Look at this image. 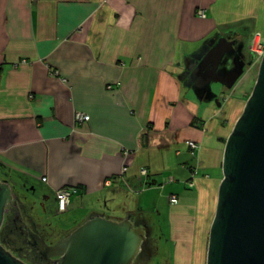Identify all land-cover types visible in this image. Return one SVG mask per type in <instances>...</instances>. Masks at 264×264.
Here are the masks:
<instances>
[{"label": "crops", "instance_id": "obj_1", "mask_svg": "<svg viewBox=\"0 0 264 264\" xmlns=\"http://www.w3.org/2000/svg\"><path fill=\"white\" fill-rule=\"evenodd\" d=\"M249 1L0 0L3 181L12 187L17 174L40 182L46 200L63 187L78 188L83 198L125 187L126 194L149 192L158 204H170L177 255L193 252L190 236L197 230L205 246L226 140L241 112L231 115L252 91L258 59L246 62L241 81L243 75L234 86L223 85L217 108L202 111L196 97L209 100L211 85H197L194 74L193 85L185 88L184 81L189 64L196 67L226 29L251 33L246 19L264 21V0ZM77 113L90 118L78 121ZM182 183L193 190L190 196L179 194ZM184 219L194 221L193 229L184 230Z\"/></svg>", "mask_w": 264, "mask_h": 264}, {"label": "water", "instance_id": "obj_2", "mask_svg": "<svg viewBox=\"0 0 264 264\" xmlns=\"http://www.w3.org/2000/svg\"><path fill=\"white\" fill-rule=\"evenodd\" d=\"M233 50L234 42L221 38L206 52L196 68L201 71L198 84L234 86L245 63L238 70L219 71L224 55ZM222 167L206 264H264V53L252 91L226 140ZM12 192L0 179V230ZM146 229L133 225L131 219L116 221L95 215L58 244L42 242L40 251L50 262L58 256L53 264H133ZM0 264L27 263L0 243Z\"/></svg>", "mask_w": 264, "mask_h": 264}, {"label": "rangeland", "instance_id": "obj_3", "mask_svg": "<svg viewBox=\"0 0 264 264\" xmlns=\"http://www.w3.org/2000/svg\"><path fill=\"white\" fill-rule=\"evenodd\" d=\"M235 1H236V3L242 4V0H235ZM255 2H256V4H259V2L257 0H255ZM248 4H250V1L246 0V5H248ZM229 5L232 6V3L230 1H229ZM246 21L249 22L248 24H250V26H252V29L254 30V32H253L252 37H251L250 32L248 31V30H250V28H248L247 31L246 30L241 31V34L243 32L242 35H243V44H244L242 47V52L245 54L246 57L249 56L250 53H252L253 55H255V58L258 59L259 57L256 55L254 49H255V44H257V42L259 43L264 38V21L261 19H258V24L256 23L255 18H252V19L248 18V19H246ZM230 28H232V27H229L225 31L233 30ZM220 32H222V31H220ZM253 39H255V41L253 43H251L253 41ZM247 46H249L250 49H248ZM247 49L250 51V53L248 52ZM200 54H202V53H200ZM259 59L261 60V58H259ZM234 62L235 61H234V58L232 56V53L225 54L224 58L221 61L220 66H219V71L221 73H226L228 70L235 67ZM256 63L258 64V63H260V61L258 62V60H257ZM190 66L191 65H189V67ZM256 66H257L256 68L254 67L252 69L253 79L257 76L259 64ZM245 74H246V72H245ZM245 74L242 76V78L239 81H241L243 79ZM184 83H185V88H186L188 84L193 85L194 80L188 78L187 80L184 81ZM243 83H246V82L243 81ZM197 85H199V84H197ZM209 85H211L213 87V90L208 92V94H209L208 99L209 100L204 101V99L199 98V96H196L198 101L201 103L200 105L202 106V111H204L206 105H212L214 108L219 107V105H221V103L223 102V99L225 96L226 90H225L223 84H221V82H211ZM194 90L206 92V90H208V89L195 87ZM223 90H225V91H223ZM188 96L194 97L191 94H189ZM243 109H244V106H243ZM243 109H242V111H243ZM242 111H241V107H240V109L236 108V111L231 116H234L237 112L242 113ZM235 116H237V115H235ZM238 117H239V115L237 116V118ZM237 118H236V120H237ZM192 141L196 145H199L198 142H196L195 140H192ZM0 179H1V181H3V180L8 181L7 177L4 176L3 172H0ZM17 179H18V181H17ZM191 184L193 185V181ZM11 185H12V189H13V192H12L13 198L18 196L19 198L22 199L23 203L25 205H27L24 209L27 210V208H29L30 205H32V203H34V201L37 202L36 208H34L30 214L32 215V217L35 219V221L38 223L39 226L45 225V221L48 220V221H51L50 223H52V224H50V227L52 228V230H54V231L58 230L60 232L66 230L67 231L66 233L69 235L71 233L70 232L71 230H75L80 225H82V223H84V220L88 217V215L92 214L93 212L100 213V215L105 214L107 216L113 217V218H115L113 220H116V221H123L124 219H131V217L137 216V217H141L138 220L143 221V219H146L144 221L146 222L147 226L150 228V232H151V240H152L153 245L150 246L151 250L149 249V252L151 251L153 256L151 257V259L148 262L144 261V263L146 262L145 264H206L208 240H209V230L206 233H204L205 246L201 247V241L203 240V238H202V240L199 238L198 230L194 231L195 233L190 232V233H193L190 236V242H192L191 239H192V237H194V243H193L194 250H193V252L191 253V251H190V253H191L190 254V253H187L185 250V253L182 257L180 255H177L178 254V245H179L178 243H179L180 239L176 238L175 240H173L171 237V233H170L171 227H170V218H169V214H170L169 206H170V204L168 201L163 202V200L161 203L158 204L159 201H158V198L156 197L155 194L152 195L149 192L144 193L142 191L136 192L133 190L130 191V193L127 192L128 194H126L125 191H128V189H127V187H125L126 190H122V191H119L117 189L109 190V191L105 190V191H101V193H99V194H94L92 196L86 195L83 198L82 196H77V195H79V194H77L78 188H75L76 191L73 192V195L71 197V201L74 200L72 203V208H70L69 210H67L65 212H60V213L58 212L55 214V212L58 210V202H57V199H56L54 193L49 191L50 198L47 199V202L45 201L47 211L44 212L43 210H41L42 214H40L39 211L36 212V210H38V207L40 208V205L38 202H39L40 196L43 199H45L44 197L47 194L46 190H48V189H46L43 186V184H41L40 182L27 181L24 178H20L17 174H15L13 179L11 180ZM187 187H188L187 185H183V183H182V191L179 192V194L180 193H181V195L187 194L188 196H190V193H192L193 190L188 189ZM184 188L186 189L187 193L184 192ZM167 193L168 192L165 191V194H166L165 197L168 196ZM171 197H173V196H171ZM10 202L11 201H9V203L7 205V209L9 207ZM28 202H30V203H28ZM170 202L172 205L178 204V202L177 203H174V202L172 203V201H170ZM128 205L132 206L135 209H133L132 212L129 211L127 208ZM49 209H51L52 212L49 211ZM46 214H48V215L55 214V216L53 217V219H50L48 217L46 220H42L44 215L46 216ZM137 217H136V219H137ZM5 218L10 219L11 216L10 215L7 217L5 216ZM184 222H185L184 230L185 229H189V230L193 229L192 228V227H194V224H193L194 221L193 220L184 219ZM40 223H42V225H40ZM27 224H26V226H27ZM135 226H136V224H135ZM2 231H3V229L0 230V234L2 233ZM185 235H188V233L186 232ZM176 236H177V234H176ZM61 238L62 237H60V239ZM60 239H59V241H60ZM63 239H64V237H63ZM0 243H1V241H0ZM195 243H198V245L196 246ZM202 243H203V241H202ZM141 253L142 252H140L136 257L137 258L140 257ZM144 256H145V254H144ZM134 260H136V259H134ZM133 264H134V262H133Z\"/></svg>", "mask_w": 264, "mask_h": 264}, {"label": "flooded vegetation", "instance_id": "obj_4", "mask_svg": "<svg viewBox=\"0 0 264 264\" xmlns=\"http://www.w3.org/2000/svg\"><path fill=\"white\" fill-rule=\"evenodd\" d=\"M242 34L237 33L236 31H233V30L224 31V33L222 35H220L217 38V40L214 41V44L210 48V49H212L219 42V40L221 38H226L228 41H233L234 42V50L232 52L226 53V54L232 53V56L234 58L235 67L231 68L232 70L233 69L238 70V68L240 67V64L242 62H244L245 64H246V62L253 63L256 59L255 55L250 53L249 50H248V52L250 53L249 56L246 57V56L242 55V53H241V48L243 45V44H241L243 42V35ZM240 44H241V46H240ZM247 47H248V49H250L249 46H247ZM210 49H208V51ZM208 51H205V53H203V55H201L199 57V59L201 60L202 57L204 56V54H206V52H208ZM246 58H247V60H246ZM200 60H199V63H200ZM189 65H191L190 67L188 66L191 69H189L187 72L188 78H191L192 74H194V75L196 74V76H197V77H195L196 80L199 79V81H200L201 79L199 78V76L201 74V71L200 72L196 71L197 62H196V67H195V63L194 64L190 63ZM230 70H228V71H230ZM14 198L11 200L9 207L7 209V212L5 214L6 217L10 215L11 218L10 219L5 218L4 223H3L4 225L2 226L3 228H1V230L3 229L2 233L0 234L1 244L3 246H5L7 249H9L14 255L21 258L27 264H53L54 261L59 259V257L55 256L52 258L51 262L47 261V259L44 256H42L41 251H40V247L42 245V242H45L48 245L58 244L63 239V237L65 238L66 235H68L66 233L67 231L64 230V231L60 232L58 230L57 231L52 230V228L50 227V224H52V223H50L51 221H48V220L45 221V225L39 226L38 223L35 221V219L32 217V215L30 214L31 211L34 208H36L37 202L34 201V203H32V205H30V207L27 208V210H26L24 208L27 205H25L23 203L22 199L19 198L18 196L14 197ZM45 201L47 202L46 199H43L40 196V199L38 202L40 205V208L38 207V210H36V212L39 211V213L42 214L41 210H43L44 212L47 211ZM28 203H30V202H28ZM49 211L52 212L51 209H49ZM58 212L59 211L57 210L55 212V214ZM55 214H50V215L46 214V216L44 215L42 220H46L48 217L50 219H53ZM136 217L137 216L131 217V221L133 222V225H135V224H136V226L142 225L145 229L146 228L147 229L145 231L146 239L143 241V247H141V250H140V252H142L141 256L138 258L137 257L135 258L136 260H134V264H145L153 256L152 252L151 251L149 252V249L151 250L150 246L153 245L152 240H151V232H150V228L147 226L146 222L144 221L146 219H143V221H144L143 222L141 220H138L141 217H137V219H136ZM26 224H27V226H26ZM40 225H42V223H40ZM72 231L73 230H71L70 232H72ZM60 237H62V238L60 239ZM59 239H60V241H59ZM144 254H145V256H144ZM144 261H146V262L144 263Z\"/></svg>", "mask_w": 264, "mask_h": 264}, {"label": "built area", "instance_id": "obj_5", "mask_svg": "<svg viewBox=\"0 0 264 264\" xmlns=\"http://www.w3.org/2000/svg\"><path fill=\"white\" fill-rule=\"evenodd\" d=\"M199 14L203 17H205V13L203 10L199 11ZM255 41V39H253V41L251 43H253ZM256 49V50H255ZM255 53L256 55L261 58L263 53H264V38L257 44H255ZM76 118L78 121H86L89 120V115H86L84 113H77ZM188 144L190 145V147H192L193 150L197 149L199 145H196L193 141H188ZM197 169H195V171L193 172V174H197ZM143 174L147 173L146 169L142 170ZM76 191L75 188H71V187H63L61 189H58L56 191V198H57V202H58V209L60 212H65L68 210L69 205L71 203V197L73 195V192ZM173 196V197H171ZM170 196V201H172V203H177L178 202V197L175 194H172ZM174 198V199H173ZM178 199V200H177Z\"/></svg>", "mask_w": 264, "mask_h": 264}, {"label": "trees", "instance_id": "obj_6", "mask_svg": "<svg viewBox=\"0 0 264 264\" xmlns=\"http://www.w3.org/2000/svg\"><path fill=\"white\" fill-rule=\"evenodd\" d=\"M253 32H254V31H252V32L250 33V36H251V37H252ZM58 211H59V209H58ZM59 212H60V211H59Z\"/></svg>", "mask_w": 264, "mask_h": 264}, {"label": "clouds", "instance_id": "obj_7", "mask_svg": "<svg viewBox=\"0 0 264 264\" xmlns=\"http://www.w3.org/2000/svg\"><path fill=\"white\" fill-rule=\"evenodd\" d=\"M258 60L260 61V59L258 58Z\"/></svg>", "mask_w": 264, "mask_h": 264}]
</instances>
